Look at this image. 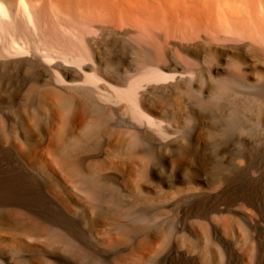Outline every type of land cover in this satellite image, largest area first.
<instances>
[{
    "label": "bare ground",
    "instance_id": "6f19581e",
    "mask_svg": "<svg viewBox=\"0 0 264 264\" xmlns=\"http://www.w3.org/2000/svg\"><path fill=\"white\" fill-rule=\"evenodd\" d=\"M0 264H264V0H0Z\"/></svg>",
    "mask_w": 264,
    "mask_h": 264
}]
</instances>
